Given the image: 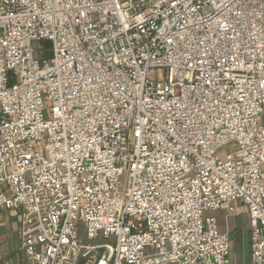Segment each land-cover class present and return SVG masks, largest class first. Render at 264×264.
I'll use <instances>...</instances> for the list:
<instances>
[{
    "label": "built area",
    "instance_id": "2783aa9c",
    "mask_svg": "<svg viewBox=\"0 0 264 264\" xmlns=\"http://www.w3.org/2000/svg\"><path fill=\"white\" fill-rule=\"evenodd\" d=\"M225 205L264 264V0H0V211L29 264H233Z\"/></svg>",
    "mask_w": 264,
    "mask_h": 264
},
{
    "label": "crops",
    "instance_id": "0c3cea01",
    "mask_svg": "<svg viewBox=\"0 0 264 264\" xmlns=\"http://www.w3.org/2000/svg\"><path fill=\"white\" fill-rule=\"evenodd\" d=\"M230 205H226V210ZM218 217L219 225L222 231L229 228V220L226 211L222 210L215 213ZM247 225L249 226L248 215H244ZM242 217V216H241ZM21 212L18 210L0 211V264H29V261L21 254ZM250 235L244 242V254L237 256L233 264H249L250 263ZM247 243V244H246ZM246 244V245H245Z\"/></svg>",
    "mask_w": 264,
    "mask_h": 264
},
{
    "label": "rangeland",
    "instance_id": "374dc122",
    "mask_svg": "<svg viewBox=\"0 0 264 264\" xmlns=\"http://www.w3.org/2000/svg\"><path fill=\"white\" fill-rule=\"evenodd\" d=\"M33 49L36 51V58L42 62L44 60H51L53 57L52 43L49 41H35L33 44ZM237 149L235 144L227 145L220 152L221 158L224 160L228 153H232ZM121 183V191L125 192L127 188V176H123ZM223 210H226V205L223 207ZM244 215H248L247 209L243 212ZM229 231H231V248H232V261L235 262L237 256L241 257L244 254V242L247 241L248 235H250V227L247 225L245 217L242 215L238 217H231L229 220ZM250 240V239H249ZM114 238L108 240H100V244H114ZM247 244V243H246ZM245 244V245H246Z\"/></svg>",
    "mask_w": 264,
    "mask_h": 264
}]
</instances>
